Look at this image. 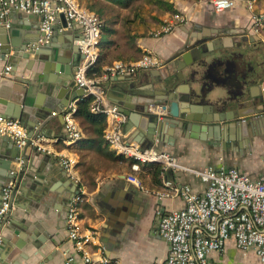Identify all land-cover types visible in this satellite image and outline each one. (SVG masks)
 Returning <instances> with one entry per match:
<instances>
[{
  "label": "crops",
  "instance_id": "crops-1",
  "mask_svg": "<svg viewBox=\"0 0 264 264\" xmlns=\"http://www.w3.org/2000/svg\"><path fill=\"white\" fill-rule=\"evenodd\" d=\"M77 1L95 13L104 25L101 37L105 42L99 47L97 65L101 74L88 77L98 82L106 107L116 106L120 113L125 112L121 113L126 118L122 130L129 142L142 149L167 153L187 169L236 168L251 179L264 174V119L253 125L241 120L219 121L215 117L217 111L209 113L210 108L203 106L199 118L214 121L193 123L191 130H173L164 124L168 109L154 123L138 93L119 98L121 105L111 100L113 89L118 86H135L144 94H153L156 91L151 81L161 80L160 72L168 61L184 56L190 61L194 48L206 42L212 50L218 39L232 46L234 58L228 67L237 74L223 81L219 67H214L205 70L207 84L224 87L226 91H240L247 97L263 96L264 43L252 32V17L244 0H235V7L221 14L214 11L212 0H122L123 6L111 0ZM148 6L153 9L151 13ZM255 13L264 14V0L258 1ZM174 14L182 16L185 22L177 25L172 33L157 37L154 32ZM40 23L39 16L13 13L11 28L6 32L10 51L5 60L0 58V100L6 101L12 112L23 114L26 119L21 123L28 134L33 130V139H41L40 148L52 153L44 154L36 146L18 149L11 140L0 136V190L10 182L15 185L11 177L17 179L21 175L23 189L32 197H40L44 190L54 192L47 205L42 202L35 205L28 198L14 201L9 222L0 235V264H64L67 254L79 258L66 225L68 203L79 189L84 198L80 206L82 225L100 234L102 256L109 259V264L164 262L169 245L160 235L158 213L185 207L175 188L189 185L201 193L207 184L185 170L149 164L135 173L144 186L140 190L128 180L134 175L133 161L117 154L104 139L92 142L94 135L81 128L83 138L68 142L63 114L69 105H78L86 97H81L74 83L77 62L73 47L77 46L79 34L60 18L51 45L39 49L44 50L39 61L34 60L38 58L36 53L29 59L23 58L20 55L28 54L27 46L40 35ZM0 31L6 30L0 25ZM52 51L58 52L56 61ZM149 53L163 61L162 68L140 71L133 77L105 78L107 67L115 62H135ZM7 66L11 67L9 75H1ZM181 90L188 93L189 87L182 86ZM217 91L219 95L225 94L223 89ZM7 107L0 105V114ZM64 157L76 162L78 183L68 175L62 163ZM152 165L161 166L162 173L156 174ZM166 193L170 195L161 197ZM212 261L214 264H264L254 251L239 250L233 240L223 252L213 254Z\"/></svg>",
  "mask_w": 264,
  "mask_h": 264
},
{
  "label": "built area",
  "instance_id": "built-area-1",
  "mask_svg": "<svg viewBox=\"0 0 264 264\" xmlns=\"http://www.w3.org/2000/svg\"><path fill=\"white\" fill-rule=\"evenodd\" d=\"M258 1L244 0V3L251 13L252 32L264 43V14L255 13ZM235 4V0H212L217 14L232 10ZM14 12L41 18L40 35L27 46L28 53L51 45L60 15H65L69 28L78 31L79 37L75 42L80 50L81 63L74 75L75 86L84 89L86 97L94 98L92 112L105 115L107 126L103 139L109 147L133 161L131 170L134 175H130L128 180L136 188L144 190L135 173L141 172L142 166L149 164H161L164 169L185 170L207 184L206 190L201 193L189 185L175 188V194L184 201L185 207L158 213L159 232L169 245V254L164 262L156 264H214L212 255L223 252L231 240L243 252L254 251L264 263V174L251 179L236 168H210L204 171L187 169L167 153L156 149H142L136 143L129 142L122 130L125 116L121 115L118 107H106L103 104V93L98 82L88 77L89 70L97 63L100 54L102 30L98 16L83 8L77 0H0V25L3 28H11ZM184 22L182 16L174 14L172 19L165 21L156 36L170 34L177 25ZM162 66L163 61L149 53L135 62H115L107 67L105 78L133 77L140 71L159 69ZM10 71L11 67L7 66L1 75H9ZM164 107L152 104L149 112L162 119L166 113ZM76 112L77 105L72 103L63 114L67 139L72 143L83 138ZM0 136L11 140L18 149L36 146L44 154L52 153L40 148V138H29L27 129L17 119L0 117ZM62 163L70 178L78 183L76 162L64 157ZM13 188L14 183L10 182L0 190V235L9 222ZM169 195L166 193L161 197ZM83 202V192L79 189L68 203V237L79 258L67 254L64 264H109V259L102 256L104 247L100 243V234L82 225L80 206Z\"/></svg>",
  "mask_w": 264,
  "mask_h": 264
},
{
  "label": "water",
  "instance_id": "water-1",
  "mask_svg": "<svg viewBox=\"0 0 264 264\" xmlns=\"http://www.w3.org/2000/svg\"><path fill=\"white\" fill-rule=\"evenodd\" d=\"M60 18L67 21L65 15H60ZM5 32L0 31V58L5 60V56L9 54V36L6 35L9 30L4 28ZM219 46V47H218ZM209 45L205 42L193 49V52H190L191 60L188 61V57L184 56L182 58H174L166 63L165 68L160 72L161 80L158 81L152 80V87L154 89L153 94L148 95L144 94L134 86H118L117 89H113L114 97L111 99L112 102L121 105V100L124 95L129 93H138L139 97H142L144 100V107H146V113H148L150 104L161 103L164 104V109L169 111V116L164 121V124H169L170 128L173 130H191L193 129V123H206L209 120L205 118H199L202 110L200 107L208 106L210 110L209 113L213 110L217 111L216 119L221 120H235V121H245L247 125H253L259 120L264 119V95L258 97H247L242 92L226 91L224 87H214V85H208V78L206 77L205 70L219 67V72L224 79L223 81H228L227 77L229 75H236L237 71L230 69L228 67L230 61L234 58V54L231 51L232 46L225 45L221 39L215 40L213 43V49L209 50ZM75 52V61L77 64L74 67H78V62L80 61V50L79 47H73ZM35 62L39 61V56L44 54V50H37ZM33 53H28L23 56V58L29 59ZM58 52L52 51L53 60H57ZM19 56V55H18ZM236 67V65H235ZM162 68V67H161ZM189 69V72H185ZM191 69H193L191 71ZM247 76H244L246 79ZM222 81V80H221ZM143 83V81H142ZM226 83V82H225ZM182 86H188L189 92H183L181 90ZM218 88V89H217ZM80 89V88H79ZM223 89L225 94L219 95V91ZM116 90V91H114ZM137 90V91H136ZM81 97L85 96L84 89H80ZM115 93V94H114ZM210 94H215L210 96ZM218 94V95H217ZM148 96L149 99H145ZM216 96V97H215ZM144 97V98H143ZM0 105L8 106L4 114H0V117L4 118H16L20 121L25 120L23 114H17L12 112V107L4 100H0ZM125 114V112L121 111ZM192 113L197 115L194 117ZM230 113L233 115L230 117ZM152 121L156 123L158 118L155 115L149 114ZM203 117V116H202ZM214 120H210L212 122ZM158 126H163V123L157 122ZM33 130H30L28 136L29 138L33 137ZM28 161V160H27ZM15 181V185L12 193V207L14 201L18 198L23 200L28 198L30 201L35 202V205L48 204L52 192L51 190H44L41 193L40 197H32L28 194L25 189H23L22 177L21 175L16 179L15 176L11 177ZM40 184V183H38ZM25 187V185H24ZM35 190L37 188L33 187ZM43 191V190H42ZM21 195H20V194ZM20 247V245L18 246Z\"/></svg>",
  "mask_w": 264,
  "mask_h": 264
},
{
  "label": "trees",
  "instance_id": "trees-1",
  "mask_svg": "<svg viewBox=\"0 0 264 264\" xmlns=\"http://www.w3.org/2000/svg\"><path fill=\"white\" fill-rule=\"evenodd\" d=\"M115 3L119 4L120 6L125 5L122 0H111ZM104 25L101 24V30L103 31ZM102 37L100 39L99 47H101ZM97 63L90 69L88 72V76H94V75H100L101 74V68ZM94 98L93 97H84L80 103L77 105V112H76V119L80 125V128L84 129L86 132H90L94 135V139L92 142H98L103 141V132L105 129L104 123H105V115L104 114H98L92 112V104H93ZM155 168L156 174L162 173V168L159 165H152Z\"/></svg>",
  "mask_w": 264,
  "mask_h": 264
},
{
  "label": "rangeland",
  "instance_id": "rangeland-1",
  "mask_svg": "<svg viewBox=\"0 0 264 264\" xmlns=\"http://www.w3.org/2000/svg\"><path fill=\"white\" fill-rule=\"evenodd\" d=\"M145 8H146V6H145ZM145 8H144V9H145ZM148 8H149L148 11L151 13V12L153 11V9H152L151 7H149V6H148ZM155 33H156V32H154V34H155ZM154 34H153V35H154Z\"/></svg>",
  "mask_w": 264,
  "mask_h": 264
}]
</instances>
